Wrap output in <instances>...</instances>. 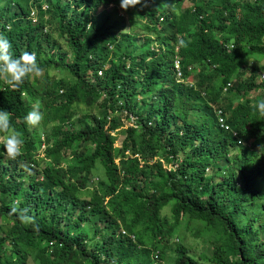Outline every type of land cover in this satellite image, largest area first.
Returning <instances> with one entry per match:
<instances>
[{
  "label": "trees",
  "instance_id": "trees-1",
  "mask_svg": "<svg viewBox=\"0 0 264 264\" xmlns=\"http://www.w3.org/2000/svg\"><path fill=\"white\" fill-rule=\"evenodd\" d=\"M0 33L44 68L17 90L0 81L24 140L13 160L0 141V264H164L193 224L207 263L264 264V0H0ZM18 199L38 230L10 214Z\"/></svg>",
  "mask_w": 264,
  "mask_h": 264
},
{
  "label": "clouds",
  "instance_id": "clouds-1",
  "mask_svg": "<svg viewBox=\"0 0 264 264\" xmlns=\"http://www.w3.org/2000/svg\"><path fill=\"white\" fill-rule=\"evenodd\" d=\"M148 0H120V8L127 11L129 8H134L138 5L147 7ZM167 6V3H165ZM90 26L93 27L91 23ZM179 44L186 47L187 44L184 40H180ZM174 67L177 75L178 82L188 83L191 87L194 86V80L185 79L182 64L179 56L175 57ZM44 73V68L37 60L35 52L24 51L19 56H14L12 52V44L8 38L0 33V81L10 87L12 90L19 89L29 78L41 77ZM263 74V73H262ZM262 80V76L260 78ZM230 88V84L226 87L225 91ZM260 115L264 116V98L259 99L253 105ZM221 117V113L218 114ZM44 119V113L41 111L40 101L37 100L32 106L31 110L24 117L25 122L30 127H38ZM0 141L3 143L7 157L10 160L16 159L22 155L24 140L21 133L17 132L12 125V114L6 109H0ZM45 150V145L42 146V152ZM31 208L23 206L21 200L14 201L10 214L16 215L21 223L25 225L31 224L34 230H38L39 226L35 223V217L31 215ZM134 239L135 237L132 236ZM155 264H161L159 255L154 257Z\"/></svg>",
  "mask_w": 264,
  "mask_h": 264
},
{
  "label": "rangeland",
  "instance_id": "rangeland-1",
  "mask_svg": "<svg viewBox=\"0 0 264 264\" xmlns=\"http://www.w3.org/2000/svg\"><path fill=\"white\" fill-rule=\"evenodd\" d=\"M245 1H255V0H245ZM186 2V1H185ZM99 11H102L103 13L106 12V9L104 8H101L99 9ZM35 14L36 18H37V12L36 10L34 9L32 12H31V15L32 14ZM32 18V16L30 17ZM34 22H36L37 20H34ZM140 32V31H139ZM143 36V34H142ZM65 46V49H66V45ZM261 61V66H264V58L263 59H260ZM50 75H53V76H56V77H61V75L58 73V71H55V70H50ZM262 76V80H264V73L261 75ZM191 82H193L194 78H191ZM261 81V80H260ZM257 96H260V93H255L254 94V97H257ZM39 100V99H38ZM40 101V107H41V110L44 109L43 108V105H42V102L41 100ZM42 122L40 123V126H41ZM124 139V136L121 135L120 136V140L118 141L117 143V146H120L122 140ZM42 156H43V153H42ZM7 159H9L7 157ZM10 160V159H9ZM163 166L165 168H171V164L168 162V161H165L163 163ZM99 172L103 174V169L102 168H99ZM211 174H213V170H210L207 175L208 176H211ZM223 175V173L221 174ZM92 193V189L89 190V191H86L82 194L83 197H90ZM172 205L168 206L167 208H165L163 210V214L164 215H170V209H171ZM1 224H4V221H1L0 222ZM191 228H193V230H186V231H183V228L181 229L182 231H180V229H178L176 231V234L178 235V233H181L183 232L184 235L182 237V239H178L176 237L175 241L173 242V244L171 245V247L169 248L168 252H167V259L166 261H164V264H175L176 262V259H177V256H176V249H177V246L178 244H181L183 245L185 248L189 249L190 251V255L194 258H196L198 261H202V259L204 261L202 262H205L207 263V260L209 257H211L215 251V246H213L212 243H210L206 237H198L196 235V232L198 231V229L200 230H203V226L201 224H193L191 226ZM206 231V230H205ZM217 245V244H216ZM30 264H35L34 262H30ZM209 264V262L207 263Z\"/></svg>",
  "mask_w": 264,
  "mask_h": 264
},
{
  "label": "built area",
  "instance_id": "built-area-1",
  "mask_svg": "<svg viewBox=\"0 0 264 264\" xmlns=\"http://www.w3.org/2000/svg\"><path fill=\"white\" fill-rule=\"evenodd\" d=\"M31 16H32V19L36 20V16H35L34 13ZM100 75H101V73H100ZM220 123H221V125L223 127H225L226 129H228V126H226V120L222 116L220 117Z\"/></svg>",
  "mask_w": 264,
  "mask_h": 264
}]
</instances>
